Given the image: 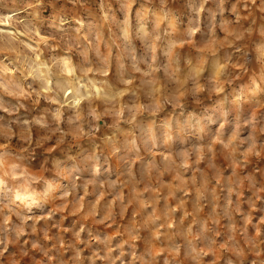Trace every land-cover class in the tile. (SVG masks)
<instances>
[{
	"label": "rangeland",
	"instance_id": "1",
	"mask_svg": "<svg viewBox=\"0 0 264 264\" xmlns=\"http://www.w3.org/2000/svg\"><path fill=\"white\" fill-rule=\"evenodd\" d=\"M0 154V264H264V0H0Z\"/></svg>",
	"mask_w": 264,
	"mask_h": 264
},
{
	"label": "bare ground",
	"instance_id": "2",
	"mask_svg": "<svg viewBox=\"0 0 264 264\" xmlns=\"http://www.w3.org/2000/svg\"><path fill=\"white\" fill-rule=\"evenodd\" d=\"M9 17L10 16L7 17L8 19H7L6 23H5L6 27H8L10 25ZM2 31L3 32H7L8 34H14L15 33L11 29H3ZM62 61H63V64H64L66 72L68 74L74 73V68H73L72 63L69 60V58L64 57ZM81 86H84V85H81ZM84 88L86 89L87 93H91L93 91V90L90 91L89 90L90 88L88 89L86 85H85ZM93 88H94L95 92H100V90H101L100 89L101 87H99L98 85H96L94 83H93ZM81 93H82L81 89H76V88L68 89L66 97L69 98V96H71L73 98L75 104H79L80 99H81ZM0 164L3 165V154H0ZM1 183L2 182L0 181V184ZM17 193L18 194L15 195V199L17 201H19L22 205H26V206L30 207V206H33V205L36 204V201H35V198H34L33 194H29L27 192H21V191H18Z\"/></svg>",
	"mask_w": 264,
	"mask_h": 264
}]
</instances>
